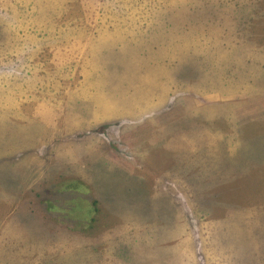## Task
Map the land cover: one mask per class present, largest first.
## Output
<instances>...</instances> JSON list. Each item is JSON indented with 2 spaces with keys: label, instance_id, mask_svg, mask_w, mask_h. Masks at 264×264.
<instances>
[{
  "label": "rangeland",
  "instance_id": "obj_1",
  "mask_svg": "<svg viewBox=\"0 0 264 264\" xmlns=\"http://www.w3.org/2000/svg\"><path fill=\"white\" fill-rule=\"evenodd\" d=\"M249 2L0 0V264H264Z\"/></svg>",
  "mask_w": 264,
  "mask_h": 264
},
{
  "label": "trees",
  "instance_id": "obj_2",
  "mask_svg": "<svg viewBox=\"0 0 264 264\" xmlns=\"http://www.w3.org/2000/svg\"><path fill=\"white\" fill-rule=\"evenodd\" d=\"M248 9L250 14L249 22H248V26H246L245 28V33L250 32L248 35H246L248 49L251 48V51L255 54V56H257L258 54L262 55L264 53V0H250V2L248 3ZM200 71H201V66H200ZM200 71L196 68H191L187 70L182 77L185 78L186 80L188 79L192 80L195 79L200 74ZM223 71L227 74L232 73V67L230 63L228 67L225 68L223 67ZM176 76L178 77L177 74ZM262 79L264 80V72L262 73ZM252 127H255V125H251L250 123L244 125V132H243L244 138L253 139L254 142L259 140H264V131H259V132L252 131V129H249ZM258 145L260 144L258 143ZM250 155L243 156L242 153L239 154L240 157H244V160L249 159ZM222 162H224L223 159ZM242 166H244L243 163ZM223 168L224 170L227 171L226 165H224ZM202 182L206 183L207 180H202ZM204 200L206 201L205 198ZM94 203L92 202L93 207H94ZM93 210L97 211L95 207Z\"/></svg>",
  "mask_w": 264,
  "mask_h": 264
},
{
  "label": "crops",
  "instance_id": "obj_3",
  "mask_svg": "<svg viewBox=\"0 0 264 264\" xmlns=\"http://www.w3.org/2000/svg\"><path fill=\"white\" fill-rule=\"evenodd\" d=\"M13 202V201H12Z\"/></svg>",
  "mask_w": 264,
  "mask_h": 264
}]
</instances>
